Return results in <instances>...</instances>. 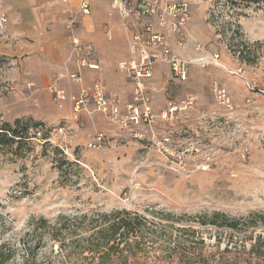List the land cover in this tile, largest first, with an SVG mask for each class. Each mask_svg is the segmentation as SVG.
<instances>
[{"label":"rangeland","instance_id":"obj_1","mask_svg":"<svg viewBox=\"0 0 264 264\" xmlns=\"http://www.w3.org/2000/svg\"><path fill=\"white\" fill-rule=\"evenodd\" d=\"M156 1L157 12L130 19V31L111 6L117 48L124 52L114 69L86 71L87 81H102L109 95H118L121 115L130 104L141 109L126 63L159 34L150 53L169 49L186 74L167 60L153 64V76L142 80L151 123L121 124L92 102L75 111L83 87L70 78L73 71L57 73L61 86L42 85L18 76L23 69L11 57L0 58V127L21 119L19 129L30 126L27 136L40 128L49 138L0 145V246L10 253L5 264H97L91 250L97 248L90 249L86 237L105 225L104 215L121 210L144 222L131 233V250L125 257L113 254L109 264H264V217L255 216L264 213V6ZM179 3L188 7L183 22L180 11H164ZM80 4L65 11L70 31L90 15ZM91 45L93 56L85 49L80 55L99 66ZM51 87L64 89L66 99L56 98ZM60 126L66 128L62 136L55 131ZM154 133L170 135L173 149L192 148L182 155L183 165L178 156L157 151ZM215 213L240 222L232 227L220 217L215 223Z\"/></svg>","mask_w":264,"mask_h":264},{"label":"crops","instance_id":"obj_2","mask_svg":"<svg viewBox=\"0 0 264 264\" xmlns=\"http://www.w3.org/2000/svg\"><path fill=\"white\" fill-rule=\"evenodd\" d=\"M90 2V15L80 19L81 26L77 30L70 31L65 24V11L77 7L80 0H0V15H7L4 28L0 29V56L11 57L20 63L23 73L18 76L30 77L42 85L54 83L61 86L63 79L59 80L57 73L78 70L83 81L77 88L92 85L97 79L87 81L86 71L90 76L98 75L101 66L105 70L114 69L124 49L117 48L118 28L113 24L114 18L109 16L112 0ZM76 34L82 42L94 43L97 47L98 69L78 68L72 40ZM49 70H54L55 76L45 77ZM108 81L111 90H120L117 83L110 78ZM105 87L109 91L108 86ZM77 95L73 96L74 100Z\"/></svg>","mask_w":264,"mask_h":264},{"label":"built area","instance_id":"obj_3","mask_svg":"<svg viewBox=\"0 0 264 264\" xmlns=\"http://www.w3.org/2000/svg\"><path fill=\"white\" fill-rule=\"evenodd\" d=\"M111 6L113 10L116 11L124 19L126 29L127 31H130V27L128 25L130 23V19H141L143 17L148 18L157 12V8L160 7V4L156 0H112ZM80 9L83 14H90V1L82 0ZM164 11H169L171 13L180 11V13L183 14V16L180 17L182 20L181 22H183L185 20V17L187 16L188 7L185 3H179L175 5H167ZM6 21L7 15L6 13H3L0 17V29L4 28ZM145 29L147 31H152V24L150 22H147L145 25ZM135 37L139 38V35L137 34L135 35ZM72 40L73 52L78 57L77 61L79 69H81L82 66H89L90 68L97 69L99 67L98 63L90 62L80 55L81 51L85 49L87 51V55L93 56L96 52L93 45L84 44L77 36L73 37ZM161 40L162 37L159 34H153L151 38L147 40V43H142L141 47L138 48V50L136 51L138 55H135V57H133L128 63H126L130 75H132L136 81V98L140 99V101L143 102L141 109L135 104H130L128 105V109L130 110V112L126 115H121L118 95H115L116 97L109 95L102 81H97L93 84L92 87H83L81 89L79 96L75 100V111H80L92 102L96 106L97 110L104 113L111 120H117L121 124L128 125L129 122L135 123L140 119H144L145 121L151 123L153 120V116L151 113V107L147 102L148 98L145 96V83H143L142 80L149 79L153 76V64L160 60H167L168 62H171L172 69L177 74H186V71H183L184 68L181 67L183 64L185 65V63H183V61L179 57L170 53L169 49L163 48L160 55L158 53H150V51L148 50V45ZM162 52L163 54H165L164 58H161ZM70 78L77 84L83 81V76L80 70L71 73ZM51 91L55 94L56 98H59L60 100L66 99V92L64 89L51 87ZM190 101V99L183 101L182 104L185 103V107H187L186 104L190 103ZM174 108L177 107L175 106ZM180 108L183 107L180 105ZM65 129V126H60L58 129L56 128L55 131H57V133L62 136L65 134ZM43 132V129L38 128L33 131L32 137L29 138H43L44 140H49V138L44 137ZM101 138L102 136H99L98 140H101ZM152 139L157 151L161 155L170 159H172L173 156H178L180 165H183V162L181 160L183 159L182 155H186V153L191 151L192 149L188 146H181L179 149H173L171 146L173 143L172 137L168 134L157 135L154 133L152 135Z\"/></svg>","mask_w":264,"mask_h":264},{"label":"trees","instance_id":"obj_4","mask_svg":"<svg viewBox=\"0 0 264 264\" xmlns=\"http://www.w3.org/2000/svg\"><path fill=\"white\" fill-rule=\"evenodd\" d=\"M231 1L232 7L236 5H263L264 0H229ZM1 58V56H0ZM16 125L13 126L10 123L6 122L0 127V145H10L17 143L19 146L24 144L22 140L29 138L27 136L30 126L26 124V127L19 129L20 124L22 123L21 119L16 120ZM35 131V130H34ZM27 132V133H26ZM61 168V166L59 165ZM120 214V215H119ZM123 214V215H121ZM256 217L263 218L264 213H257ZM253 218H256V217ZM105 225L99 228L98 231L86 237L87 242L89 243L90 249L96 252L93 253V256H98L97 264H109V261L112 258L113 254H118L120 257H125V250L129 249L132 244L130 241V236L133 230L144 222V217L141 215L133 216L131 212L126 210L115 211L113 214L104 215ZM223 217L224 221L222 224H227L232 227H237L240 219L232 218L230 219L224 213H215L213 222H218V219ZM125 242L123 246L121 243ZM136 242V240H135ZM95 246V247H94ZM258 247V244L253 245L252 250ZM130 252V251H129ZM10 258L9 251L7 252L4 245L0 246V264H5ZM25 262V261H23Z\"/></svg>","mask_w":264,"mask_h":264}]
</instances>
